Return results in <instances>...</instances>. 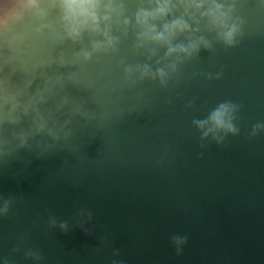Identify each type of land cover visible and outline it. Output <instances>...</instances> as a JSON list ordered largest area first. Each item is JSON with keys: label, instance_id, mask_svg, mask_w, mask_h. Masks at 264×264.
<instances>
[{"label": "water", "instance_id": "obj_1", "mask_svg": "<svg viewBox=\"0 0 264 264\" xmlns=\"http://www.w3.org/2000/svg\"><path fill=\"white\" fill-rule=\"evenodd\" d=\"M112 7L96 50L60 0L0 26V264H264V0H169L149 23L195 48L167 56L136 24L156 0ZM221 104L234 132L207 122Z\"/></svg>", "mask_w": 264, "mask_h": 264}, {"label": "clouds", "instance_id": "obj_2", "mask_svg": "<svg viewBox=\"0 0 264 264\" xmlns=\"http://www.w3.org/2000/svg\"><path fill=\"white\" fill-rule=\"evenodd\" d=\"M204 0H189V3L195 7L200 8L203 5ZM60 6L62 9V21L65 34L68 38L78 40L82 32L99 33L104 37V41H95L92 44L93 50L102 48L105 45H111L112 40L108 36L107 24L110 19L108 13L113 11L112 0H60ZM169 6V0H156V8L152 11H139L136 15V24L140 26L143 31L139 34L141 38L148 40L162 42L167 46V52L165 55H169L173 52L188 54L195 48L194 43H189L187 46L171 45V38L178 32L186 31L188 25L181 19L172 20L162 25V30L157 32L155 25L149 23L151 20H155L159 16L166 14ZM35 7V0H14L13 5L10 8L0 9V26L5 25L8 18L13 15H19L21 10H27ZM103 11V14H102ZM210 19V23L221 29L218 33L220 38L225 44H231L233 36L236 31L234 25L227 23L226 13L220 10V6L212 2L205 13ZM104 23L105 27L101 28V23ZM127 24V20L124 21ZM203 42V41H201ZM82 55L87 58L89 53L82 52ZM174 67V66H172ZM126 72L131 71L125 69ZM140 75L150 74L147 66L139 69ZM157 75L163 77L165 75L162 69H157ZM231 107L227 104L219 105L208 117V123H210L215 129H222L229 132H234L235 129L231 124ZM197 127H203L204 123L194 122ZM213 128H209L207 131H212ZM207 131L204 133L207 134Z\"/></svg>", "mask_w": 264, "mask_h": 264}]
</instances>
